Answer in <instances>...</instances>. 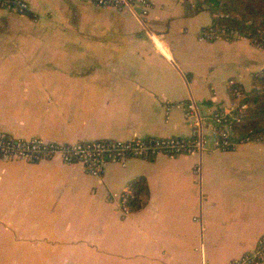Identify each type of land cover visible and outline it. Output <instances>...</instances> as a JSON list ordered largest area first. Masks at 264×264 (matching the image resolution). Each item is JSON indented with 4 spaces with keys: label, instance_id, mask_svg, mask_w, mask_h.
<instances>
[{
    "label": "crops",
    "instance_id": "obj_1",
    "mask_svg": "<svg viewBox=\"0 0 264 264\" xmlns=\"http://www.w3.org/2000/svg\"><path fill=\"white\" fill-rule=\"evenodd\" d=\"M0 10V132L75 143L188 137L181 104L206 117L201 154L108 163L0 158V264H233L264 235V143L214 146L210 117L235 79L248 92L264 50L202 41L209 0L134 9L25 0ZM138 6L136 9L135 7ZM130 190L136 206L123 210ZM264 264V260L260 263Z\"/></svg>",
    "mask_w": 264,
    "mask_h": 264
},
{
    "label": "built area",
    "instance_id": "obj_2",
    "mask_svg": "<svg viewBox=\"0 0 264 264\" xmlns=\"http://www.w3.org/2000/svg\"><path fill=\"white\" fill-rule=\"evenodd\" d=\"M100 7L117 9H134L140 2L143 5V16L150 9L148 0H87ZM29 4L25 0H0V10L12 12H27ZM260 32H264L260 30ZM202 41L246 40L264 50V35L252 37L251 32L241 31L226 26L214 24L199 32ZM227 85L233 89V100L227 107L217 108L210 119V129L213 133L214 146L223 151L232 150L248 143H264V130L249 129L242 131V125L247 116L250 104L246 100L247 92L235 79H229ZM260 87V86H259ZM264 89V86L261 87ZM184 110V116L189 121L192 133L188 137H134L127 140H94L75 143H59L45 141L41 137L29 139L5 135L0 132V158L21 159L30 162L60 159L66 164H81L88 174L101 177L108 163L126 165L132 158L152 159L159 155L175 157L178 155L201 154L206 149L205 133L206 117H203L196 102L179 105ZM123 210L128 211L130 190L119 196ZM264 260V235L261 236L254 249L236 259L233 264H260Z\"/></svg>",
    "mask_w": 264,
    "mask_h": 264
},
{
    "label": "trees",
    "instance_id": "obj_3",
    "mask_svg": "<svg viewBox=\"0 0 264 264\" xmlns=\"http://www.w3.org/2000/svg\"><path fill=\"white\" fill-rule=\"evenodd\" d=\"M209 10L214 14L211 24L251 32L252 37L264 35V0H209ZM210 24V25H211ZM260 86V87H259ZM264 69L253 80L247 92L250 104L242 131L264 130ZM135 207L136 197L129 201Z\"/></svg>",
    "mask_w": 264,
    "mask_h": 264
},
{
    "label": "rangeland",
    "instance_id": "obj_4",
    "mask_svg": "<svg viewBox=\"0 0 264 264\" xmlns=\"http://www.w3.org/2000/svg\"><path fill=\"white\" fill-rule=\"evenodd\" d=\"M136 9L138 8V6L135 7Z\"/></svg>",
    "mask_w": 264,
    "mask_h": 264
}]
</instances>
